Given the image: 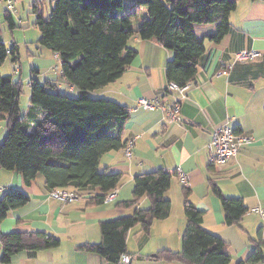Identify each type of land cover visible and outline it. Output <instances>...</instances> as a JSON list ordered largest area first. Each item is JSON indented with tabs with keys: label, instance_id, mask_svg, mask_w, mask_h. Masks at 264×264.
<instances>
[{
	"label": "crops",
	"instance_id": "obj_1",
	"mask_svg": "<svg viewBox=\"0 0 264 264\" xmlns=\"http://www.w3.org/2000/svg\"><path fill=\"white\" fill-rule=\"evenodd\" d=\"M15 1L16 12H12L8 9L9 0H0L3 5L0 6L3 10L0 26L8 54L14 45L19 49L20 70L18 77L12 75L14 81L23 86L22 48L15 30L24 28L23 44L33 63L32 73L27 77L30 96L31 83L35 80L48 86L51 92L78 98L80 90L64 77L62 65L61 68L58 65L61 63L58 53L39 44L41 32L35 33L36 41H31L27 35L31 30L23 25L24 21L20 23V6L23 10L27 6L31 9L34 0ZM51 10L52 4H48L47 15ZM8 12L13 15L17 28L9 27L6 21ZM144 18L150 19V16L146 14ZM144 18L135 24V29H140ZM230 23L229 33L218 43L209 38L216 32V24L195 26L206 52L196 78L184 96L168 91L167 87L170 82L166 68L174 52L156 39L144 40L139 35L128 43L135 55L123 75L114 83L89 93L92 98L112 100L129 109L123 140L125 143L134 142L132 156L125 155V148L111 151L101 157L98 165L100 173H121L115 200L90 204L98 189H70L83 196L74 202L63 203L49 197L43 175L39 174L31 185H27L21 174L0 170V188L4 190L3 193L0 190L1 195L20 190L30 196L27 204L12 210L0 221V238L13 232H45L61 241L53 249L21 252L7 264H119L121 258L118 262L110 261L80 247L101 243L103 222L131 216L138 209H150L152 202L147 195L133 208L121 205L133 199L137 176L160 169L174 174L166 194L172 202V211L167 219L155 221L150 231L140 225L130 230L126 254L131 256L132 264H185L158 257L165 250L182 251L187 227L184 188L190 190L189 200L204 213L203 228L227 244L231 264H249L258 242L264 245V217L252 211L253 208L264 209V2L239 0L231 13ZM7 31L12 38H7ZM38 44L33 50L28 47ZM36 49L40 56L33 53ZM239 51H257L260 56L252 61L239 62L236 61ZM7 60L12 67L15 62L11 58ZM37 63L44 64L47 70L40 71ZM140 98L158 100L165 109L145 110L138 106ZM177 102L180 109L175 112ZM30 107L29 97L26 110L21 108L22 115ZM3 122V131L7 133V122ZM224 124L251 137L252 143L244 146L225 165L219 166L213 162L209 144L213 130ZM179 170L187 176V185L181 182ZM213 182L225 198L243 200L247 213L238 224L226 225L223 205L213 191ZM2 256L0 239V264H3ZM255 264H264V249L263 260Z\"/></svg>",
	"mask_w": 264,
	"mask_h": 264
},
{
	"label": "trees",
	"instance_id": "obj_2",
	"mask_svg": "<svg viewBox=\"0 0 264 264\" xmlns=\"http://www.w3.org/2000/svg\"><path fill=\"white\" fill-rule=\"evenodd\" d=\"M238 1L34 0L30 13L35 17L33 25L41 32L39 44L58 53L64 77L80 90V95L72 98L51 92L48 86L34 80L31 107L22 115L21 83L15 82L12 75L1 73L8 58L18 62L19 49L14 45L8 54L0 26V122H7V134L0 143V170L21 174L27 185L41 174L49 192L98 189L89 203L103 204L122 176L100 173L99 161L104 154L126 147L123 134L129 109L112 100L92 98L89 93L123 75L135 55L128 43L136 35L144 40L156 39L174 52L166 68L169 82L179 86L192 83L206 52L195 26L216 24V32L209 38L220 42L231 29L230 16ZM48 4H52V10L47 15ZM146 14L150 19L144 18ZM142 18V26L135 29ZM6 21L11 29L17 28L10 12ZM173 177L163 169L137 176L133 199L121 206L133 208L147 195L152 202L150 209H138L131 216L103 222L101 243L80 248L118 262L127 253L130 230L140 225L150 231L155 221L170 216L172 202L166 194ZM212 185L221 199L226 225L238 224L247 213L243 200L225 198L214 182ZM184 192L187 227L182 251L165 250L158 257L185 264H231L227 244L203 228L204 213L189 200L190 190L184 188ZM29 201L30 196L20 190L0 194V221ZM0 239L3 264L21 252L53 249L61 243L45 232H13L1 235ZM263 249L264 245L258 242L248 263L262 261Z\"/></svg>",
	"mask_w": 264,
	"mask_h": 264
},
{
	"label": "built area",
	"instance_id": "obj_3",
	"mask_svg": "<svg viewBox=\"0 0 264 264\" xmlns=\"http://www.w3.org/2000/svg\"><path fill=\"white\" fill-rule=\"evenodd\" d=\"M15 1V0H14ZM16 2V1H15ZM15 2L9 0L8 9L12 12H16ZM260 56V53L257 51H239L236 54V61L245 62L255 60ZM13 73L16 75L20 66L18 62L12 64ZM168 91L178 92L181 96H184L187 90L190 88V84L185 86H179L174 82H170L168 85ZM138 106L145 110H155V109H165L164 106H161L158 100H149L147 98H140L138 100ZM175 112H178L180 109V103L177 102L174 105ZM179 120L178 117H175ZM252 143V138L237 132L228 124H224L218 128H215L212 132V138L209 144L210 152L212 153V159L214 164L223 166L229 160L236 157L240 150L249 144ZM134 146L133 141H129L125 147V155L130 158L132 156V149ZM179 177L182 183L187 185L188 178L187 176L179 170ZM118 190L114 189L111 191L105 198L106 202H111L117 198ZM83 194L77 191H70L68 189H57L51 191L49 197L58 200L63 203H71L76 200H79ZM255 213H259L264 217V209L262 208H253L252 210ZM119 264H132V258L129 254H123L121 256V261Z\"/></svg>",
	"mask_w": 264,
	"mask_h": 264
},
{
	"label": "rangeland",
	"instance_id": "obj_4",
	"mask_svg": "<svg viewBox=\"0 0 264 264\" xmlns=\"http://www.w3.org/2000/svg\"><path fill=\"white\" fill-rule=\"evenodd\" d=\"M28 2H29V0H28ZM0 6H2L3 7V5H2V3L0 2ZM2 7H1V10H0V15H1V13H2ZM20 17H21V19H23V25H25L26 27H27V29H29V30H31L28 34L27 33H25V34H27L28 35V37L30 38V40L31 41H33V39L35 40H37V38L35 37V33L37 34L38 32H40L39 30H38V28H36V27H34V25H32L34 22H35V18H34V16L30 13V9H29V6H27V8L26 9H22V7L20 6ZM17 18V17H16ZM29 26V27H28ZM22 29H24V28H17L16 30H15V32H16V38H19V42H20V47L22 48L21 49V56H22V59H21V63H22V67H23V69H24V74L22 75V82H23V86H22V94H21V99H20V103H21V108H22V110L23 111H25L26 110V107H27V104H28V99H29V97H30V88H29V85H28V79H27V77H29L30 76V74L32 73V69H33V63L31 64V62H32V58H30L29 57V53L27 52V48H26V45H24L23 44V35H24V32L25 31H23ZM6 36H7V38L8 39H10V38H12V35H11V33H10V31H7L6 32ZM35 40V41H36ZM37 46H39V44L38 45H36V46H28L30 49L32 48V50L33 49H35V47H37ZM42 48V47H41ZM43 50H47V49H43ZM33 52V51H32ZM36 52H38L37 51V49L35 50V52H33L34 54H36V55H38V56H40L39 54H37ZM37 65H39V69H40V71H42V72H45L46 70H47V67L46 66H44V64H42V63H37ZM58 65H59V67L61 68V63H58ZM1 73H2V75L4 76V75H14V73H13V70H12V67H11V64H10V61L9 60H7L6 62H5V64L2 66V68H1ZM54 73V72H53ZM19 74V73H18ZM18 74H16L15 76H17L18 77ZM55 80L56 79H58V78H54ZM44 81L45 80H43L42 81V83H44ZM53 83H55V82H53ZM4 126H5V122H0V143H1V141H2V139H3V137L4 136H6V131L4 130L3 131V128H4ZM2 132V133H1ZM4 134V135H3ZM3 135V136H2ZM0 190H1V192L3 193V189L2 188H0Z\"/></svg>",
	"mask_w": 264,
	"mask_h": 264
}]
</instances>
